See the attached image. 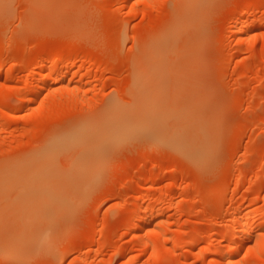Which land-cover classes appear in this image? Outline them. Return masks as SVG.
Here are the masks:
<instances>
[{
	"label": "rangeland",
	"instance_id": "obj_1",
	"mask_svg": "<svg viewBox=\"0 0 264 264\" xmlns=\"http://www.w3.org/2000/svg\"><path fill=\"white\" fill-rule=\"evenodd\" d=\"M0 89V264H264V0H0ZM115 102L149 131L28 163Z\"/></svg>",
	"mask_w": 264,
	"mask_h": 264
},
{
	"label": "bare ground",
	"instance_id": "obj_2",
	"mask_svg": "<svg viewBox=\"0 0 264 264\" xmlns=\"http://www.w3.org/2000/svg\"><path fill=\"white\" fill-rule=\"evenodd\" d=\"M153 2V1H152ZM246 21V20H245ZM177 25V22L175 21V22H173L172 23V28H169V31H167L166 33V36H171L172 34H173V30H174V27ZM247 25H249V23L247 24V22H245V24L243 23L242 24V26H240L238 29L240 30V31H245L244 33H247L250 29V27L248 28V26ZM247 29H249L248 31H246ZM238 30V31H239ZM242 33V32H241ZM167 37V38H168ZM246 38V37H245ZM246 41L248 40L247 38L245 39ZM249 41V40H248ZM247 43H249V45H251V47L253 46V41H250V42H247ZM253 43V44H252ZM69 55L71 56V53H69ZM68 55V60H70L71 59V57ZM61 61V60H58V59H54V63H56L57 61ZM70 63V61L67 63V60H66V64L68 65ZM55 69H59V68H52L51 69V75L49 76L50 77V81H51V83H52V81H54L55 82V80H57V78H58V75L61 73V71H53V70H55ZM60 70V69H59ZM58 72H60L59 74H58ZM48 74H50V73H48ZM42 77L43 76H45V75H41ZM59 76H62V75H59ZM46 77V76H45ZM44 77V78H45ZM60 78V77H59ZM61 79V78H60ZM59 80V79H58ZM51 85V84H50ZM49 85V87L51 88V90L49 91V90H47L46 89V87H44L47 91H49V93L52 91V94H53V89H52V85L50 86ZM43 88V89H44ZM49 89V88H48ZM140 87H139V82L137 83V85H134V87H133V90H132V92H131V95L133 96V99L135 100H138V98H139V94H140V92L142 91V90H140ZM0 91H2L1 89H0ZM56 91H58V90H55L54 91V93H57ZM64 91V90H63ZM62 90L60 91V95H59V91H58V93H57V95H58V97H60L62 94H61V92H63ZM7 92V91H6ZM72 92V91H71ZM1 93V92H0ZM73 94H74V92H72ZM72 93H69L68 94V91H67V94H66V92L64 91V97H62L61 96V99L63 98V99H65V104H68L69 102H67V101H70V103H72L73 102V98H74V101L76 100L75 98H76V95H73ZM66 94V95H65ZM57 95H56V97H54L55 96V94H54V96H52L53 98H56V99H58L57 98ZM67 95H69L68 97H67V99L68 98H70L71 97V100L69 99V100H66V96ZM71 95V96H70ZM26 96H27V94H26ZM26 96H24V97H26ZM47 96H49L50 98H52L51 97V94L50 95H48L47 94ZM47 96H45V97H47ZM75 96V97H74ZM38 97H44L43 95L41 96H38ZM37 97V98H38ZM73 97V98H72ZM50 98H44V100L45 99H49L50 100ZM53 98L51 99V101L53 100ZM42 99L43 98H41L40 100L42 101ZM56 99H54V100H56ZM38 100H39V98H38ZM39 100V101H40ZM48 100V102H50ZM38 101V102H39ZM40 101V107H41V103H48V102H46V101H42L41 102ZM57 101V100H56ZM59 101H60V99H58V102H56V103H59ZM63 100H61L60 102H62ZM45 103L43 104L44 106L43 107H45ZM51 103V102H50ZM52 103H53V101H52ZM52 103H51V105H52ZM63 103H64V101H63ZM69 103V104H70ZM60 104V103H59ZM68 104V105H69ZM112 104V103H111ZM134 104V106L133 107H135V105H136V101H134L133 103H132V105ZM1 105V104H0ZM50 105V104H49ZM48 105V106H49ZM54 105H58V104H55V101H54ZM113 105H114V103H113ZM113 105H110V107H108L109 108V110L111 111H108V109H106L107 111H105L104 113H103V115L105 116H102L101 114V118H99L98 120H97V118L96 117H98V116H96L95 118H93V120H96V121H92V123L91 124H87V123H84V124H79V125H77L76 127H74V128H71V129H69V130H67V131H65V132H62V133H58V134H55V135H51L50 136V139L47 141V142H45L46 144L45 145H43L42 147H41V149H38L35 153H33L32 155H31V157H30V161L28 162L30 165H33L34 167H36L35 169H40L42 172H43V170L46 172L45 174H44V176H46V177H44V179H48V178H50L51 177V175L53 174V173H56V172H59L60 170H59V168L57 167V165H56V161H55V158L59 155V153H60V150H63L64 148H67V149H69V148H76V147H81L80 149L82 150V149H85V150H88V148L91 146L92 148H94L95 149V153H101V154H104L105 152H106V150L107 149H109L110 147H112L113 149L114 148H116V147H118L120 144H121V142H123L129 135L131 136V134L133 135V133L135 134V133H137L138 134V132H140L139 134H143V133H146V132H148L149 130L146 128V123H145V121H144V119L143 118H141L142 119V121H139L138 120V118L136 119L135 117H136V115L133 117V113H132V110L133 109H131V110H128V111H125L124 113H122L121 114V116L119 117V118H121V119H119L117 116H116V118L117 119H119V120H111L109 117H110V115H112L114 112L116 113V112H118V111H123V107H122V109H118L120 106L118 105V106H116L117 104H116V102H115V105L113 106ZM46 107H47V105H46ZM45 107V108H46ZM112 107V108H111ZM113 107L115 108V109H113ZM118 107V108H117ZM111 108V109H110ZM118 111H117V110ZM113 110V111H112ZM124 110H125V107H124ZM107 112H108V114H107ZM132 113V114H131ZM132 115V116H131ZM104 117V118H103ZM109 118V119H108ZM112 118V117H111ZM115 118V117H114ZM115 118V119H116ZM140 119V120H141ZM104 121V122H103ZM74 123H76V122H74ZM56 133V132H55ZM173 139H172V141H171V143L172 144H174V146H177V145H181V144H183L182 143V141L179 139V138H177V137H172ZM168 139L166 138L165 139V141H167ZM181 143V144H180ZM34 169V170H35ZM50 175V176H49ZM48 176V177H47ZM247 219H248V222H247ZM244 220V219H243ZM245 221V220H244ZM243 222V221H242ZM251 222V217L250 216H248V217H246V223H250ZM244 224H245V222H243ZM243 223H241V225L243 224ZM250 225V224H249ZM242 227V226H241ZM252 225L251 226H248V224H245L244 225V227H242L243 229V232H245V233H251V231H252ZM245 235H248V234H245ZM261 239V238H260ZM258 241H259V239H257ZM256 240V241H257ZM260 242V241H259ZM263 243H264V241H263ZM257 247H258V242H257ZM263 248V249H262ZM258 250V249H257ZM160 251V250H159ZM232 252L233 251H235V248L234 249H232L231 250ZM259 251V250H258ZM257 251V252H258ZM262 251H264V246H263V244H262V246H261V251H259V252H262ZM154 253H156V252H154ZM160 253V252H159ZM235 253V252H234ZM233 253V254H234ZM259 254V253H258ZM157 255V254H156ZM161 255V254H160ZM260 255V254H259ZM232 256V255H231ZM261 256V255H260ZM260 256H258L259 258H262V257H260ZM156 256L154 255V258H155ZM157 259V258H156Z\"/></svg>",
	"mask_w": 264,
	"mask_h": 264
}]
</instances>
